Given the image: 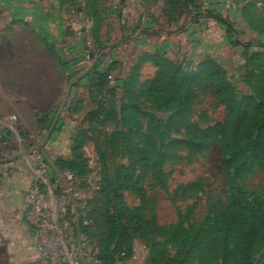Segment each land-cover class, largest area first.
<instances>
[{
  "label": "rangeland",
  "instance_id": "obj_1",
  "mask_svg": "<svg viewBox=\"0 0 264 264\" xmlns=\"http://www.w3.org/2000/svg\"><path fill=\"white\" fill-rule=\"evenodd\" d=\"M245 1H255L256 7L264 11V0H37L35 2L45 9L46 35L51 28L48 18H56L60 25L61 36L56 39L57 43L51 42L47 46L46 36L41 38L34 26L21 18L9 17L4 2L0 0V61L11 76L6 78L5 70L0 68V156L42 138L66 82L91 62L102 45L120 37H135L106 49L95 66L72 85L53 130L56 140L50 138L38 153L45 159L49 175L53 176L55 170L50 164L60 157L69 156L65 153L71 137L79 132L85 135L80 147L88 169L84 180L88 177L93 182L97 180L105 185L108 181L112 185L108 198L100 194L94 203L97 222L90 229V234L99 235L103 230L107 199L111 198L115 205L136 206L140 203L131 187L116 188V185H132L130 183L138 172V166L132 161V149L137 139L133 135L127 137L126 132L114 138L115 123L105 113L117 111L125 102L126 92L120 80L131 71L137 73L136 95L138 81L153 76L156 70L154 55L158 54L179 62L187 69H196L204 63L215 64L239 95H247L250 85L264 84V77L258 76L252 61L246 62L241 56L242 48L232 43L233 33L226 25L202 17L181 33L170 36L161 33L163 29L173 28L187 19L193 11L208 10L232 21L241 39L258 38L236 12ZM151 29L160 32L151 36L140 34L142 30ZM79 44L80 52H73V46ZM254 49L256 47L252 46L250 50ZM12 54L19 55V61L8 57ZM26 57H29L27 63ZM96 72L104 73L108 79L101 92L91 88ZM140 101L147 107L151 104L143 98ZM192 110L186 119L173 126L164 143L183 139L185 122L204 127L222 124L227 118L225 106L204 83L195 89ZM142 124L146 126L145 119H142ZM167 153L169 158L162 165L161 180L153 181L147 175L141 181L145 191L146 218H154L161 226L177 219L195 225L208 211H219L220 201L224 198L220 194L224 179L220 144L210 139L203 149L191 153L177 141ZM35 156L30 154L0 163V185L21 181L20 191L23 193L31 168H34ZM128 177L131 178L128 184H120ZM245 184L251 189L261 190L264 181L260 171L256 169ZM22 219L26 223L23 211ZM28 231L38 263L50 264L36 250L29 227ZM132 246L133 255L126 264H147L150 252L161 247L169 253L175 251V246L160 235L150 237L135 233Z\"/></svg>",
  "mask_w": 264,
  "mask_h": 264
},
{
  "label": "trees",
  "instance_id": "obj_2",
  "mask_svg": "<svg viewBox=\"0 0 264 264\" xmlns=\"http://www.w3.org/2000/svg\"><path fill=\"white\" fill-rule=\"evenodd\" d=\"M236 12L255 32L258 37L255 39L262 40L264 11L256 7V2L245 1ZM232 43L241 46V56L246 62L252 61L258 76L264 77V48L238 44L234 40ZM252 46L256 49L251 51ZM154 61L153 76L138 81L136 95L137 73L131 71L120 80L126 92L125 102L117 111L105 112L115 123L114 138L126 132L127 137L133 135L137 139L132 149V161L138 166V172L130 183L132 185H116V188L131 187L140 203L136 206L115 205L111 198L107 199L103 230L99 235H91L90 229L97 222L95 200L100 194L108 198L112 187L108 181L105 185L100 183L99 189L87 199L78 220L79 235L94 243L92 257L99 261L85 264H126L133 255L135 233L150 237L160 235L175 246L173 253L163 247L150 252L147 264H264V186L254 190L245 184L256 169L264 181V84L250 85V92L241 96L215 64L204 63L196 69H187L158 54L154 55ZM107 80L104 73L96 72L91 88L101 92ZM201 83L208 86L210 93L225 106L227 118L222 124L204 127L185 122L184 138L177 141L191 153L203 149L210 139L220 144L224 174L220 188V194L224 196L220 201L221 209L208 211L195 225L177 219L161 226L154 218L149 220L144 215L145 191L141 181L147 175L153 181L161 180L162 165L169 158L167 150L177 141L164 142L173 126L193 111L195 89ZM140 98L151 102L150 106L141 103ZM142 119L146 120L145 127ZM84 137L80 132L71 137L69 156L50 164L53 171L72 173L81 187L88 172L80 151ZM130 179L128 177L120 184H128ZM116 188L112 190L116 191ZM84 219L87 220L85 224L82 223Z\"/></svg>",
  "mask_w": 264,
  "mask_h": 264
},
{
  "label": "built area",
  "instance_id": "obj_3",
  "mask_svg": "<svg viewBox=\"0 0 264 264\" xmlns=\"http://www.w3.org/2000/svg\"><path fill=\"white\" fill-rule=\"evenodd\" d=\"M39 151L31 153L36 154L35 164L22 193L23 216L36 250L50 264L98 263L92 257L94 243L78 233V220L87 199L99 189V182L87 177L81 187L68 171H55L50 176ZM86 222V219L82 221Z\"/></svg>",
  "mask_w": 264,
  "mask_h": 264
},
{
  "label": "crops",
  "instance_id": "obj_4",
  "mask_svg": "<svg viewBox=\"0 0 264 264\" xmlns=\"http://www.w3.org/2000/svg\"><path fill=\"white\" fill-rule=\"evenodd\" d=\"M1 1L4 2L6 14L9 17L21 18L28 25L34 26L41 38L47 37V41L45 42L47 45L52 44L51 42L57 43L58 40L56 39L61 36L59 21L56 18H48L51 28L48 27L50 29L46 35L45 9L35 2L37 0ZM141 40L143 42V40L147 39ZM80 46V44L74 45L72 50L75 51L73 52H80ZM8 57L14 61H19L20 58L19 55L16 57L15 54ZM28 59L29 57H26V63ZM0 68L5 70L6 78L11 77L8 71L1 65V61ZM55 136L53 131L50 137L51 140H56ZM53 142L56 143V141ZM65 154L69 155V149L66 150ZM20 182L13 181L11 185H0V264H39L38 255L30 240L28 226L22 219L24 201L22 192L20 191Z\"/></svg>",
  "mask_w": 264,
  "mask_h": 264
},
{
  "label": "water",
  "instance_id": "obj_5",
  "mask_svg": "<svg viewBox=\"0 0 264 264\" xmlns=\"http://www.w3.org/2000/svg\"><path fill=\"white\" fill-rule=\"evenodd\" d=\"M202 17H206V18H212L215 19L221 23H223L224 25H226L233 33V40L238 43V44H248V45H256L259 47H263L264 48V40H257V39H241L239 37L237 28L235 27V25L227 18L223 17L222 15L218 14V13H214L208 10H196L190 13L189 17L187 19H184L181 23H179L178 25H176L173 28H169V29H163L162 30V34L166 35V36H170V35H174V34H178L181 33L183 31H185L188 26L192 23V22H197L199 18ZM160 31L158 29H151V30H142L140 32L141 35H145V36H149V35H155L158 34ZM135 37H127V38H119L109 44H104L102 45L93 55V58L91 60V62L82 70L80 71L78 74L72 76L67 82L66 85L64 87L63 93L60 97V100L58 102L57 108L52 116V119L46 129V131L44 132L42 138L34 143V144H30L26 147H23L13 153H10L8 155L5 156H0V163H4L7 161H15L20 157H24V156H28L33 152L39 151L41 150L45 144L47 143V141L49 140L54 127L60 117V114L65 106V103L69 97L70 94V90L72 85L80 80L81 78H83L96 64L97 60L99 59L100 55L109 48H112L122 42H126V41H131L133 40ZM89 56H92V53H90Z\"/></svg>",
  "mask_w": 264,
  "mask_h": 264
}]
</instances>
